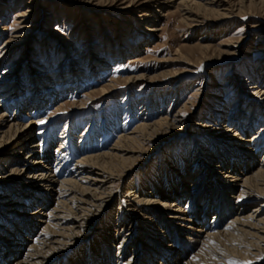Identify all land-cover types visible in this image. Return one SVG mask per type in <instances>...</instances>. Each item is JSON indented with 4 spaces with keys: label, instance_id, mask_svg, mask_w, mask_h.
<instances>
[{
    "label": "bare ground",
    "instance_id": "1",
    "mask_svg": "<svg viewBox=\"0 0 264 264\" xmlns=\"http://www.w3.org/2000/svg\"><path fill=\"white\" fill-rule=\"evenodd\" d=\"M152 1H158L157 8L146 7L142 13L147 15L144 20L150 22L145 25V30L149 32L159 30L156 13L162 5L159 0ZM247 1L246 6L258 3V0ZM208 4H214L216 8L209 10L201 3L198 9L217 13L218 7L227 5L228 1L216 0ZM188 18L199 22L201 15L189 10L183 19L190 25ZM80 30L82 32V27ZM6 41L8 43L10 40ZM228 50L227 47L219 48L218 51L226 53ZM8 52L11 51L4 50L3 55ZM213 58L205 55L196 62L201 64L202 70L209 72L208 69L216 60ZM91 60L89 65L92 75L107 67V61H100L99 58ZM262 65L264 70V62ZM58 70L62 72L54 71L44 77L42 72L37 73L40 75L30 73L29 85L22 89L17 80L10 82L6 76L0 75V107L5 109L0 113V148L13 151L0 156V264H49L54 260L58 264H110L101 243L105 239L119 242L117 249H125V245L133 241L129 257L119 260L117 255V264H135L136 256L139 261L145 252L149 257L147 264H252L247 260L248 256L264 255V150L261 154L257 153L264 147V115H258L256 111L258 105L264 110V102L252 104L247 123L243 120L242 112L247 103L236 98V102L242 104L240 109L227 119L229 124H223L222 121L220 126L223 128L216 130H221L218 135L205 142L208 148L204 150V155L198 160L192 159L193 162L184 160L186 153H176L174 157L169 154L165 160L159 159V168L155 169L154 165L146 177L142 180L140 178L139 187H135L137 182H134L125 193L124 196L132 198L128 197L127 201L121 199L117 203L115 219L111 221L110 217L103 218L94 233L92 225L98 216L105 215L103 204L115 196V178L122 179L129 163L135 160L137 148L144 142L160 132L179 128L182 123L178 117L180 110L170 117H167L168 113L163 117L160 113L154 114L155 103L146 107L149 115L144 116L143 121L140 119V125L128 134L121 133L122 137H118L109 148L101 147L104 144L100 145V142L87 143V139L93 138L94 134H86V130L77 136L78 139L85 134L82 136V143L76 145L71 133L75 132L78 125L71 128L72 132L63 127L54 149L49 146L54 140L55 136L50 134L54 132L56 125L38 128L33 137L40 139L36 138L38 140L34 144V141L32 144L30 141L27 143L25 141L28 138H33L29 131L33 121L30 119L24 123L19 119L26 115L37 116L54 98L81 88L80 75L83 68L71 69L66 75L62 69ZM131 78L139 79L141 75ZM231 82L232 79L229 78L221 83L217 81L214 86L225 87ZM54 84L59 87L57 93ZM251 84L250 93L264 101V82ZM100 89L103 94L106 93L104 88ZM25 93L29 95L27 101L32 109L28 106L22 108L14 117L19 109V97H23ZM12 100H15L13 104ZM10 105L14 108L12 115L7 114ZM211 111L216 114L214 119L221 112L219 109ZM151 118L154 120L151 121ZM234 122L238 127H231ZM254 123L258 124L255 131L250 132L248 138H243L245 131L251 130ZM120 126L112 127V131ZM202 126L206 128L208 125ZM202 126L200 129H203ZM22 135L24 138H21ZM98 135L102 137L104 133L99 132ZM45 139L47 145L42 146ZM184 142L187 143L188 140ZM190 150L188 147L186 152ZM192 157L194 155L189 159ZM170 159L171 162L167 163ZM189 163L193 166L191 169L187 166ZM168 164L173 166L170 170ZM201 180L203 184H200ZM200 185L202 186L199 187ZM229 191L234 194H228ZM186 194L188 198L183 205L181 201ZM201 197L203 204L195 205ZM224 197H232L235 201ZM121 203H124L122 209ZM214 205L212 219L208 220L207 214L214 209ZM245 208L247 210L244 211ZM93 216L96 218L91 219ZM225 217L227 219L222 224L221 220ZM36 227L39 229L34 232ZM111 228L114 234L107 232ZM176 231H179L178 235ZM31 232H34L33 235H30ZM85 239L89 241L85 243L83 250L77 248L70 254V250H73L71 248L81 247ZM87 248L92 252L91 255H85ZM94 252L97 253L96 260ZM119 253H123V250L120 249ZM15 255L17 256L10 260Z\"/></svg>",
    "mask_w": 264,
    "mask_h": 264
},
{
    "label": "rangeland",
    "instance_id": "2",
    "mask_svg": "<svg viewBox=\"0 0 264 264\" xmlns=\"http://www.w3.org/2000/svg\"><path fill=\"white\" fill-rule=\"evenodd\" d=\"M210 1L216 2V0H164L163 2L159 0L162 3L156 13L159 30L149 32L145 30V25L150 22L144 20L147 15L142 13L146 7L156 9L158 1L0 0V75L6 76L7 81L17 80L21 83L22 89L25 85H29L30 73L40 75L37 73L42 72L41 75L44 77L54 71L62 72L58 70L62 69L66 75L71 69L83 68L80 75L82 81L80 89L54 98L37 116L34 114L33 117L26 115L18 118L24 123L30 119L33 121L30 123L31 129L29 128L30 137H33L40 127L48 128L56 125L54 132L50 134L55 136L49 146L54 149L57 147L63 127L70 130L74 125H78L75 132L71 133L74 135L72 140L75 144L82 143V136L84 137L85 134L78 137L81 140L79 142L77 136L86 130V134H94V139L88 138L87 143L100 142V145L104 144L101 147L109 148L118 137H122L121 133L128 134L140 125L142 118L149 115V109L146 107L155 103L154 114L160 113L163 117L167 113V117H170L180 110L178 117L182 123L179 128L160 132L152 136L151 140L144 142L137 148L135 160L129 163L122 179L115 178L113 186L115 196L103 204L105 215L98 216L97 221L92 225L94 233L100 227L103 218L110 217L111 221L115 219L117 203L121 199L127 201L130 196H124L125 193L134 182H137L135 187H139L140 178L142 180L146 177L145 175L154 165L155 169L159 168L157 163L159 159L165 160L169 154L174 157L176 153L178 155L186 153L184 156L186 159L183 158L185 161L193 162L194 158L198 160L208 148L205 142L218 135L221 130L216 131L217 129L223 128L220 126L222 121L223 124H229L227 119L240 109L242 104L236 101L244 100L247 103L243 104L245 108L242 111L243 120L247 123L246 119L251 115L249 109L252 104L264 102L250 93L249 89L252 82H264L262 65L264 0H255L258 3L251 6H246L247 0H227L228 4L219 6L217 13L213 10L209 11L216 8L214 4H208ZM201 3L210 9L205 11L198 9ZM189 10L199 12L201 15L199 22H193L189 18L187 22H190V25L185 22L183 18ZM6 40L10 41L7 43ZM227 47L228 52L219 53V48ZM6 49L11 52L3 55ZM205 55H211L214 57L213 60L216 59L214 65L208 69L209 72L202 70L201 64L196 62ZM91 58L107 61L105 70H97V74L92 75L89 65ZM192 62L193 64H189ZM138 75H141V78L132 80L131 77ZM229 78L232 82L225 87L214 86L217 81L221 83ZM54 86L57 93L59 87L57 84ZM100 88H104L106 93L103 94ZM28 97L27 93L19 97L21 101L14 117L22 111V108L28 106L32 109L30 102L27 101ZM12 102L14 103L15 100H12L11 104ZM10 106L7 114L12 115L14 108ZM257 107L258 115H264V110L260 109L259 105ZM145 108L147 111L144 110ZM214 109L221 111L217 114L216 120L213 118L216 114L211 111ZM3 110L4 107H0V113ZM8 117L12 118V116ZM154 118H151V121ZM197 123L200 125L197 126ZM202 125L208 126L204 128ZM257 125V123L252 124L251 130L245 131L243 138H248ZM115 126L120 127L113 132L112 127ZM201 126L203 129H200ZM235 126L236 123L231 127ZM94 130L95 133H92ZM99 132L108 136L100 137ZM24 136L22 135L21 138ZM36 138L38 137L28 138L25 142L30 141L32 144L34 141V144L40 139L35 140ZM187 140V143L184 142ZM41 145H47L46 139ZM188 147L191 150L186 152ZM263 150L264 147L257 153L261 154ZM10 152L9 148H0V156ZM192 155L194 157L190 160ZM168 161L167 163H170L171 159ZM199 161L203 162L202 159ZM168 166L169 170L173 167L170 164ZM187 166L189 169L193 167L191 163ZM200 184H203V180ZM229 192L228 194H234L232 191ZM187 194L189 195V192ZM187 194L181 201L183 205L187 201ZM224 199L235 201L232 197H224ZM202 200L203 197L199 198V202L197 201L195 205L203 204ZM123 204L121 203V209ZM215 206L213 210H209L208 220L212 219ZM229 216L230 214L227 215ZM227 217L221 220L222 224ZM31 218L35 217L31 216ZM94 218L96 217L93 216L91 219ZM90 220L85 223L83 233ZM38 229L36 227L34 232ZM107 232L114 234L112 228ZM176 234L178 235L179 231H176ZM87 241L89 240L85 239L81 247L73 246L70 254L77 248L82 251ZM102 241V246L106 250L104 253L108 255L110 264H117V255L119 260H126L133 248V241L128 242L125 249H117L119 242L114 240ZM88 249L85 251L86 256L92 254ZM120 249L123 253H119ZM96 255L97 253L94 252V260ZM16 256H12L10 260ZM59 259L62 260V257ZM247 260L252 264H264V255L248 256ZM148 261L146 252L139 261L138 256L135 258V264H147ZM49 264L58 263L54 260Z\"/></svg>",
    "mask_w": 264,
    "mask_h": 264
},
{
    "label": "snow or ice",
    "instance_id": "3",
    "mask_svg": "<svg viewBox=\"0 0 264 264\" xmlns=\"http://www.w3.org/2000/svg\"><path fill=\"white\" fill-rule=\"evenodd\" d=\"M40 123H43V121H40Z\"/></svg>",
    "mask_w": 264,
    "mask_h": 264
}]
</instances>
